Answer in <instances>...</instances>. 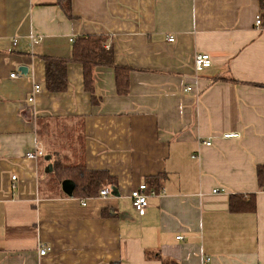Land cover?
<instances>
[{
    "label": "crops",
    "instance_id": "0c3cea01",
    "mask_svg": "<svg viewBox=\"0 0 264 264\" xmlns=\"http://www.w3.org/2000/svg\"><path fill=\"white\" fill-rule=\"evenodd\" d=\"M258 16V0H71L69 16L56 0H0V264H264ZM87 36L129 70L126 95L113 67H97L93 104L74 63L66 91H47L41 57L68 59ZM199 54L212 65L196 73ZM39 119L82 124L86 169L104 173L96 197L40 195L43 172L71 152L26 159L54 140H38ZM151 182L159 191L139 216L130 194ZM232 195H254L255 211L230 212Z\"/></svg>",
    "mask_w": 264,
    "mask_h": 264
},
{
    "label": "trees",
    "instance_id": "16d2710c",
    "mask_svg": "<svg viewBox=\"0 0 264 264\" xmlns=\"http://www.w3.org/2000/svg\"><path fill=\"white\" fill-rule=\"evenodd\" d=\"M66 15H70L71 0H56ZM259 11L262 14V25L264 26V0H258ZM105 38L98 36L80 37L73 43L71 54L68 59H55L42 56L45 67V87L50 93H62L67 89L66 67L68 63L82 66L84 89L91 95L92 103L99 104V99L94 92V70L97 67H113L115 71V85L119 95L128 93V73L124 67L113 65V56L110 51L103 50ZM36 135L40 142L48 143L47 153L38 159L42 160L47 154L59 153L69 149L70 156H57L53 161L51 170L43 172L42 180L39 181V193L42 197L50 199L64 196L61 184L71 181L75 185L72 198L89 199L97 196L98 180L104 173L89 171L85 166L84 134L83 126L69 127L64 121L39 119L36 121ZM257 178L259 189L264 191V167H257ZM151 182L146 186V191H159ZM244 198L241 195L229 197V210L232 213H253L255 211V196ZM165 264V263H164ZM174 264V263H168Z\"/></svg>",
    "mask_w": 264,
    "mask_h": 264
},
{
    "label": "built area",
    "instance_id": "2783aa9c",
    "mask_svg": "<svg viewBox=\"0 0 264 264\" xmlns=\"http://www.w3.org/2000/svg\"><path fill=\"white\" fill-rule=\"evenodd\" d=\"M262 24V18L261 16L256 17L255 19V25L257 27H260ZM32 43H38L41 41V38L38 37H32L31 38ZM169 43L173 42V38L169 37L167 40ZM17 41L13 42V46H16ZM193 65H194V70L196 73H200L203 70H206L208 68L211 67L212 62L210 57L207 54H199L197 55L194 60H193ZM19 77V74H11L10 78H17ZM191 88H185V92H190ZM40 91V88L38 86L34 87V94H37ZM29 102H33V97H30L28 99ZM235 135L230 134V135H225L224 138H230V137H234ZM202 145L205 147H210L212 145L211 141H206V142H202ZM44 155V151L42 150V148H40L39 146H35L31 151L27 152L25 157L28 160H38V158L42 157ZM16 178L12 177V181L15 182ZM13 188V187H12ZM222 191V190H221ZM223 192V191H222ZM220 190L218 189H214L212 190V194H219ZM109 195V188L108 187H104L102 189H100L98 191V198H106ZM154 196L155 192L154 191H146V186L144 184L140 185L136 190H133L130 194V199L132 201V207L134 208V210L136 211V213L139 216H143L146 208L148 206L147 204V200H148V196ZM82 205H85V202H82ZM181 238H177V240H180ZM48 249L46 247H40L39 249V255L40 256H45L48 253ZM205 263L210 262V259L206 258Z\"/></svg>",
    "mask_w": 264,
    "mask_h": 264
},
{
    "label": "water",
    "instance_id": "95a60500",
    "mask_svg": "<svg viewBox=\"0 0 264 264\" xmlns=\"http://www.w3.org/2000/svg\"><path fill=\"white\" fill-rule=\"evenodd\" d=\"M22 74H26V70L24 69H20L19 70ZM75 189V185L73 182L71 181H64L62 184H61V190L62 192L64 193L65 196L71 198L72 197V194H73V191Z\"/></svg>",
    "mask_w": 264,
    "mask_h": 264
}]
</instances>
